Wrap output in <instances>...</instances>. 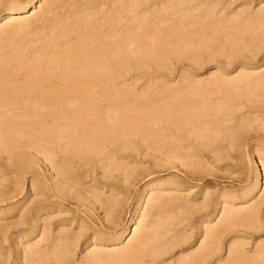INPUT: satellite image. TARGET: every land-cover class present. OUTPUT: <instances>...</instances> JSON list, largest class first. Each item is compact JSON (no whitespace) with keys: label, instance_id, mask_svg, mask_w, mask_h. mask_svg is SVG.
I'll use <instances>...</instances> for the list:
<instances>
[{"label":"bare ground","instance_id":"bare-ground-1","mask_svg":"<svg viewBox=\"0 0 264 264\" xmlns=\"http://www.w3.org/2000/svg\"><path fill=\"white\" fill-rule=\"evenodd\" d=\"M260 133L264 0H0V264H264Z\"/></svg>","mask_w":264,"mask_h":264},{"label":"rangeland","instance_id":"rangeland-1","mask_svg":"<svg viewBox=\"0 0 264 264\" xmlns=\"http://www.w3.org/2000/svg\"><path fill=\"white\" fill-rule=\"evenodd\" d=\"M254 6H255V4L251 5L252 8ZM201 73H205V71H202ZM163 74L164 73H161V72L158 74L159 82L162 81ZM150 75H152V74L151 73H145L143 71L134 72V74H129L128 76H126V78H125L126 79V84L131 83L132 80L133 81L134 80H138L137 84H136L137 85L136 86V91L139 92V91L145 89L144 81ZM260 135H261V137L264 136L263 133H260ZM253 143L254 142L249 141L248 142V147L253 145ZM235 158H237V159L235 160L234 163H232V172L233 173L229 177H223L222 173H220L217 176L218 177H223V178L222 179L220 178V180L217 179V182H215V184H212V183L203 184L201 182H197V183L196 182H194V183L192 182V183H190L191 186L192 185L193 186L194 185L195 186H199V187L206 186V187H209L210 189L214 190L215 187H217V186L219 187V185H220V186H224L226 188V190H229V191H234L235 192V191L240 190L243 186H245L249 182V177H250V174H251V166H250V162H249V160L247 158L245 150H243L240 155L238 154L237 156H235ZM144 162H146L145 166H148V164L151 163V160L150 159H145ZM148 174H153V175L156 176V178H162V179L167 178L168 175H170L172 177V179H175L176 175H177V173L175 171H172L171 173H167L165 171H162L161 169H152V170H149L146 173L145 172H143V173L142 172L141 173L137 172L135 181L133 182L132 186L128 190L127 202H126V205H125V209H124V211H123V213L121 215L122 222H126L127 221L130 209L132 207V204H133V202L136 199V196H137V193H138V188L140 187L143 178L146 177ZM137 176H138V178H137ZM232 232H234V230ZM250 242L251 241L247 242L248 245L246 246V250L251 249Z\"/></svg>","mask_w":264,"mask_h":264}]
</instances>
